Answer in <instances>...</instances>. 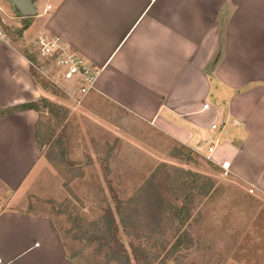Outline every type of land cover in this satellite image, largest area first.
Listing matches in <instances>:
<instances>
[{
	"label": "crops",
	"instance_id": "obj_1",
	"mask_svg": "<svg viewBox=\"0 0 264 264\" xmlns=\"http://www.w3.org/2000/svg\"><path fill=\"white\" fill-rule=\"evenodd\" d=\"M32 2L41 30L98 70L90 95L264 199V0ZM33 65L0 30V111L45 96ZM37 122L33 110L0 115V264H78L46 214L11 207L41 162ZM245 230L220 264H264V215ZM199 238L192 254L202 256Z\"/></svg>",
	"mask_w": 264,
	"mask_h": 264
},
{
	"label": "rangeland",
	"instance_id": "obj_2",
	"mask_svg": "<svg viewBox=\"0 0 264 264\" xmlns=\"http://www.w3.org/2000/svg\"><path fill=\"white\" fill-rule=\"evenodd\" d=\"M37 16L20 19L7 0H0V30L44 72L32 69L44 97L62 107L58 113L64 119L59 123L41 109V162L11 207L48 215L78 264H121L110 258L111 250L120 247L131 264H144V256L150 264H220L243 239L252 217L264 215V199L207 158L193 153L187 162L183 145L105 99L90 95L80 104L73 102L63 91L70 82L60 78L55 61L37 59L35 43L43 27ZM25 21L28 28L16 38ZM206 179L209 196L194 198L191 218L180 229L200 237L203 255L192 254L193 247L185 254L179 251L174 261L169 253L180 238L174 231L180 226L176 215L184 201L182 185L190 180L198 187ZM107 207L116 220L117 243L100 239L106 235ZM215 253L224 256L213 259Z\"/></svg>",
	"mask_w": 264,
	"mask_h": 264
},
{
	"label": "trees",
	"instance_id": "obj_3",
	"mask_svg": "<svg viewBox=\"0 0 264 264\" xmlns=\"http://www.w3.org/2000/svg\"><path fill=\"white\" fill-rule=\"evenodd\" d=\"M23 20H27V18H24ZM27 28H28V22L25 21L24 25H22L20 29L16 30V33H15L16 38H21L22 33ZM27 57L29 58L31 62H33V60H31V58L28 55ZM32 75L35 80V75L33 73V70H32ZM41 109H43L44 111L52 115L54 114V117L58 119L59 123H61L64 119L63 117H60V115L62 114L58 113V111H61V110L63 111L62 107L51 103L45 97H42L39 100V102L29 103V104L21 106L20 108H12V109H8L5 111H0V115L4 116V115L19 112V111H24V110H33L39 115L41 113ZM39 126H40L39 122H37L36 139H37L38 146L41 149L43 146H45V143L41 141V136L39 134ZM181 149H183V152L181 154L186 157V160H188L187 162L191 161L192 157L195 156L194 154H196L194 151L190 150L187 147L183 146L181 147ZM196 156L198 157L199 155L196 154ZM195 176L198 177V175H195ZM209 193H210L209 179L208 180L206 179V182L200 184V186L198 187H195L193 182H191L190 180L187 181L186 183H183L181 194H182V197L184 198V201L178 210L179 213L176 215L180 226L174 231L175 234L176 233L180 234V238H177L176 245L173 246L172 250L169 253V256L173 257L174 261L176 258H178V257H175V255H179L178 254L179 251H183V253L185 254L194 246V238L192 236L191 237L188 236L186 233L181 232L180 230L185 225V222L191 218L190 212H189V209L191 208L190 205L192 204L195 197L206 198L207 196H209ZM118 211H119V207H118ZM47 217L50 220H52L48 215ZM103 219H104V227H105L106 235H104V237L101 236L100 239L103 241L105 240L107 244L112 243V242L117 243L116 234L118 232V228H117L116 220L114 219L113 213L110 208L107 207L104 209ZM131 247H132V254L134 253V255L137 258V248L133 247V245ZM111 251H112V256L110 258L117 260L118 262L119 261L122 262L121 264H131L129 255L121 247L118 248V250L112 249ZM143 260H144V264H150L146 256L143 257Z\"/></svg>",
	"mask_w": 264,
	"mask_h": 264
},
{
	"label": "built area",
	"instance_id": "obj_4",
	"mask_svg": "<svg viewBox=\"0 0 264 264\" xmlns=\"http://www.w3.org/2000/svg\"><path fill=\"white\" fill-rule=\"evenodd\" d=\"M37 59L45 61H55L59 70L60 78L65 82H70L69 89L63 91L73 100L80 104L95 90V79L97 69L86 66L77 52L68 50L62 44L61 40L47 32H40L36 40ZM42 75L46 76L42 70L33 65ZM71 91H68L70 90ZM205 109L207 106L204 107ZM215 125L211 129L214 130ZM212 149H209L211 152Z\"/></svg>",
	"mask_w": 264,
	"mask_h": 264
},
{
	"label": "water",
	"instance_id": "obj_5",
	"mask_svg": "<svg viewBox=\"0 0 264 264\" xmlns=\"http://www.w3.org/2000/svg\"><path fill=\"white\" fill-rule=\"evenodd\" d=\"M19 18H30L35 15L32 0H7Z\"/></svg>",
	"mask_w": 264,
	"mask_h": 264
}]
</instances>
